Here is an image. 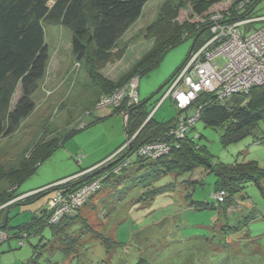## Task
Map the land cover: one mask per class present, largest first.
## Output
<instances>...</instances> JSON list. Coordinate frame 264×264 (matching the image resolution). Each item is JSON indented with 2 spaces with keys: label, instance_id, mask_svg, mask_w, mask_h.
Returning <instances> with one entry per match:
<instances>
[{
  "label": "rangeland",
  "instance_id": "rangeland-1",
  "mask_svg": "<svg viewBox=\"0 0 264 264\" xmlns=\"http://www.w3.org/2000/svg\"><path fill=\"white\" fill-rule=\"evenodd\" d=\"M196 1L151 0L139 22L113 50L112 59L101 70L102 76L110 82H119L152 48L154 40L148 37V28L170 8L180 6L177 18L180 24L196 21L198 18L193 12ZM212 1L215 5L210 13L234 6L241 12L246 7L238 9L242 0ZM255 17L264 18V0L258 2L249 17H240L238 23L247 22L242 26L245 28L261 20L251 27L253 31L264 28V19ZM45 33L50 56L47 76L33 96L34 112L14 135L1 142L0 163L8 169L17 167L22 157L29 158L39 144L49 141L54 142V147L57 143L61 145L20 186V193L46 187L92 167L128 141L124 116L117 114L113 107L97 108L99 89L91 82L85 64L72 54L71 31L61 26H47ZM192 44L193 40L188 39L171 49L156 69L139 79V101L150 100V110L158 104L153 112L158 122L194 116L193 111L180 114L170 97L163 100L169 86L165 85L185 64ZM119 50L123 51L122 56L117 54ZM217 62L220 66L224 63L222 59ZM20 93L18 88L12 109ZM99 118L102 120L97 121ZM88 124L91 127L69 137ZM188 135L207 148L213 164L256 161L264 169V121L253 134L227 147L221 144L222 129L206 127L200 120ZM77 156H82L81 162ZM151 163L144 166L133 157L127 170L104 182L102 190L91 195L81 212L95 232L120 244L112 245L110 253L81 219L64 236L54 235L46 228L43 236L28 240L14 237L13 228L30 222L55 195L51 191L29 204L9 210L6 205L0 207V220L10 217L11 229L7 233L12 237L0 246V264H31L33 246L38 243L46 245V250H40L39 264H136L140 258L150 264H264V176L260 187L245 184L244 191L235 197L236 208L230 213L213 198L217 180L214 173L204 168L163 173ZM5 186L3 183L0 191ZM26 197H19L15 203ZM74 240L81 242L79 252L66 254L63 249L72 247Z\"/></svg>",
  "mask_w": 264,
  "mask_h": 264
},
{
  "label": "trees",
  "instance_id": "trees-1",
  "mask_svg": "<svg viewBox=\"0 0 264 264\" xmlns=\"http://www.w3.org/2000/svg\"><path fill=\"white\" fill-rule=\"evenodd\" d=\"M150 1L0 0V144L4 139L14 135L21 123L35 110L33 96L46 78L50 63L45 33L47 26H61L71 31L72 54L78 62L85 64L91 82L99 89L96 105L103 97L110 96L115 91L127 86L133 78L140 79L149 75L161 64L168 51L184 41L193 40L187 62L192 53L200 49L212 37L210 24L204 21L209 16V10L215 5V1L197 0L193 4V12L198 19L182 24L177 20L180 6L178 9L170 8L159 21L148 28L147 35L154 40L152 48L134 64L119 82L108 81L101 74L104 64L112 59V52L118 48L122 37L142 18L145 6ZM248 1L245 10H241V12H237L235 6L228 9L232 13V21H236L240 17H249L250 12L255 10L260 0ZM181 7L185 8L186 6ZM255 18L261 19V17ZM260 21L256 20L252 24L250 23L245 27L246 32L247 30H250V33L257 31H253L251 25ZM117 54L122 56L123 51L119 50ZM183 66L165 86L170 85ZM18 88L21 89V93L12 109L13 98ZM149 104L150 100H146L129 106L128 101H125L120 106L113 107L117 114L123 116L128 114L126 121L128 141L115 152L114 156L103 164L99 162L92 167L82 169L73 176L56 181L41 191L30 194L22 201V204H29L51 191H61L63 196L68 197L95 181H100L101 187L98 191L100 192L104 182H110L118 173L127 170L132 164L133 157H136L137 163L144 166L145 163L152 162L151 165L158 170L161 169L163 173L192 172L200 168L209 170L217 177L213 198L219 204H224L230 213L233 212L232 208H236L235 197L244 191L245 184L254 183L260 187L264 169L256 161L235 165L213 164L211 160L213 156L207 148L198 145L194 138L188 135V132L193 130L197 121L200 120L206 127L222 129L221 144L224 147L241 142L253 134V130L258 124L264 121V85L253 87L248 94L233 95L226 100H220L214 94L203 92L189 108L178 109L180 114L193 111V117L180 118V116L168 122L155 120L153 112L158 104L152 110L149 109ZM99 119L97 121L102 120V118ZM190 119H194L195 122L188 125L184 138L170 135L171 131L177 129L179 124L187 123ZM91 125L88 124L77 129L69 137L91 127ZM197 138L200 139L201 135H198ZM53 143L48 141L39 144L29 158L22 157L17 167L8 169L0 163V186L3 183L6 184L5 188L0 191V207L6 205L9 210L16 204V199L35 191L20 193L19 189L26 179L37 171L41 163L61 145L57 143L54 147ZM151 143L167 144L168 153L157 158L139 155V150ZM77 158L81 162L82 156H77ZM64 181L67 182L54 186ZM220 193L225 194L223 201L215 198ZM91 197V195L88 197L75 216L64 217L56 223L52 222V212L47 204L35 213L30 222L13 228L16 230L14 237L28 240L30 237L43 236L46 228H50L54 235L64 236L70 226L81 219L88 230L103 241L102 245L107 253H110L112 245L120 244L95 232L82 218L81 212ZM9 220L10 217L3 221L0 220V230L7 234L6 241L12 238L7 233V230L11 229ZM3 243L1 242L0 246ZM80 245L81 242L74 240L70 247L71 250L66 248L63 251L66 254L79 252L78 246ZM45 247L46 245L43 247L41 243L33 246L34 256L30 261L31 264H39L40 250L42 248L46 250ZM136 264L150 263L140 258Z\"/></svg>",
  "mask_w": 264,
  "mask_h": 264
},
{
  "label": "built area",
  "instance_id": "built-area-1",
  "mask_svg": "<svg viewBox=\"0 0 264 264\" xmlns=\"http://www.w3.org/2000/svg\"><path fill=\"white\" fill-rule=\"evenodd\" d=\"M248 0L240 3L242 9ZM210 24L212 37L200 49L192 53L181 71L168 86L163 100L170 97L177 109L189 108L203 92L214 94L220 100H226L237 94H248L255 86L264 85V28L248 34L239 19L232 21L230 10L210 13L204 21ZM222 59L220 66L217 62ZM139 78H133L127 86L115 91L112 95L103 97L97 108L118 107L128 101V105L139 103ZM127 121L128 114H124ZM194 119L181 123L170 135L184 138L188 125ZM165 143L147 144L139 150V155L157 158L168 153ZM64 182L54 186L63 185ZM100 181L82 188L68 197L55 191L49 200V210L52 212V222H58L64 216H75L90 195L100 189ZM225 194L215 196L223 201ZM7 234L0 230V243L6 241Z\"/></svg>",
  "mask_w": 264,
  "mask_h": 264
},
{
  "label": "crops",
  "instance_id": "crops-1",
  "mask_svg": "<svg viewBox=\"0 0 264 264\" xmlns=\"http://www.w3.org/2000/svg\"><path fill=\"white\" fill-rule=\"evenodd\" d=\"M262 19V18H261ZM264 19V18H263ZM116 152V151H115ZM115 152L114 153H112V154H110L109 156H107L105 159H103L102 161H100V162H102L101 164H103L104 162H107L108 160H110L113 156H114V154H115ZM119 153V152H118ZM101 164H99V165H101ZM98 165V166H99ZM76 177V176H75ZM52 184H54V183H52ZM51 185V184H50ZM50 185H48V186H50ZM48 186H46V187H48ZM46 187H42L43 189L44 188H46ZM42 188H39V189H36L35 191H32V192H29L28 194H26L25 196H28V195H30V194H32V193H35V192H38V191H41V190H43ZM20 204H22V202H18V203H16V204H14L11 208H13V207H15L16 205H20ZM9 213H10V211H9ZM9 213H8V215H9ZM163 223V222H162Z\"/></svg>",
  "mask_w": 264,
  "mask_h": 264
}]
</instances>
